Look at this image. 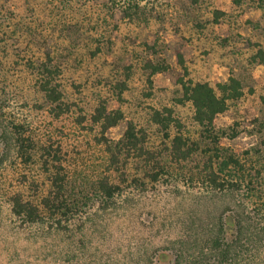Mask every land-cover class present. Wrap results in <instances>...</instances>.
Here are the masks:
<instances>
[{"label":"rangeland","instance_id":"obj_1","mask_svg":"<svg viewBox=\"0 0 264 264\" xmlns=\"http://www.w3.org/2000/svg\"><path fill=\"white\" fill-rule=\"evenodd\" d=\"M0 4V119L27 121L39 147L51 146L53 155L58 150L74 208L72 215L47 217L40 225L14 218L10 197L21 194L39 205L49 191V174L41 148L28 165L14 150L0 152V264H169L170 243L182 235L196 237L200 225L207 227L213 212L222 209L221 200L206 195L200 174L210 160L228 180L264 173V64L253 60L264 51V0ZM48 52L62 71L66 100L74 105L61 120L44 105L33 69ZM154 67L167 70L153 74ZM231 77L242 82L244 97L229 103L209 137L195 123L192 104L179 103L180 81L216 88ZM4 103L9 104L3 111ZM101 108L124 116L105 133L113 146L132 123L145 149L156 153L168 172L157 185L143 181L136 189L128 181L109 206L98 192L103 177L119 183L123 171L130 179L142 176L141 165L125 158L118 174L110 172L109 155L99 142L101 125L92 119ZM166 110L175 121L168 137L153 122L156 112L167 116ZM79 117L85 119L82 126ZM180 135L192 156L177 164L171 148ZM241 199L253 206L246 194Z\"/></svg>","mask_w":264,"mask_h":264},{"label":"trees","instance_id":"obj_2","mask_svg":"<svg viewBox=\"0 0 264 264\" xmlns=\"http://www.w3.org/2000/svg\"><path fill=\"white\" fill-rule=\"evenodd\" d=\"M131 7L133 5L129 6L130 9ZM0 14H3L0 16L2 19L4 12L1 4ZM54 60L53 53L48 52L43 61L38 62L37 65L34 63L33 66L36 67L33 69L38 93L42 96L44 105L48 106L49 114L53 119L61 120L72 114L74 105L66 100L59 81L62 71L59 66L53 65ZM253 60L254 63L264 64V51H260ZM180 63L184 66L182 59ZM183 69L187 75L188 69L185 66ZM165 70L167 68L154 67L153 74ZM180 82L183 97L179 103L192 104L195 123L209 137L214 134L217 118L228 111L229 103L242 99L245 94L242 82L236 77H231L226 83L218 84L216 88L209 83H194L190 80ZM120 86L123 93L126 85ZM7 105L4 103L1 110H6ZM40 110H44L43 107L40 106ZM166 113L167 116H164L161 112H156L153 122L160 126L168 137L167 132L175 121L172 111L166 110ZM92 119L94 124L101 125L102 138L99 142L105 146L109 155L112 174H118L120 167L124 166L122 161L124 158L141 165L137 171L141 178L137 175L130 179L123 171L119 183L114 182L110 176H105L99 181L98 192L106 205L109 206L117 197L122 196L124 193L122 186L128 181L132 187L139 189L145 186L143 181L157 185L164 174H168L163 165L157 162L156 153L145 149L144 141L138 138L136 127L132 123L129 124L123 140L114 146L105 137L108 130L117 127L124 119L121 111L108 115L105 108L97 109ZM84 122V117L77 118L79 126ZM32 129L27 121H21L18 117L0 119V152L14 150L15 155L28 165L34 162L35 156L40 152L39 148L43 150V167L49 174L47 194L40 200L39 205L25 200L21 194L10 197L11 214L14 218L25 225H40L44 224L47 217L50 219L68 217L74 213V208L70 207L67 201L68 180L62 168V161L57 155L58 150L53 155L51 146L39 147L41 143L32 134ZM171 149L177 164L187 161L192 156V150L187 149V144L181 135L174 138ZM234 163L235 167L240 168L238 161ZM200 174L204 176L206 195L217 203L221 200L222 209L213 212L211 217L213 220L207 227L205 224L200 225L196 237L192 238L189 235L187 238L182 235L170 243L172 261L169 264H264V192L261 190L264 186V173L258 172L256 177L249 176L242 180H228L215 171L214 161L210 160ZM245 194L252 202V207L242 201L241 195L245 196Z\"/></svg>","mask_w":264,"mask_h":264}]
</instances>
